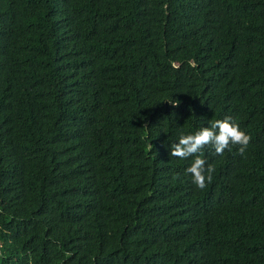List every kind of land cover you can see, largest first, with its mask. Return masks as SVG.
Instances as JSON below:
<instances>
[{"label": "trees", "instance_id": "trees-1", "mask_svg": "<svg viewBox=\"0 0 264 264\" xmlns=\"http://www.w3.org/2000/svg\"><path fill=\"white\" fill-rule=\"evenodd\" d=\"M0 264H264V0H0Z\"/></svg>", "mask_w": 264, "mask_h": 264}, {"label": "clouds", "instance_id": "clouds-1", "mask_svg": "<svg viewBox=\"0 0 264 264\" xmlns=\"http://www.w3.org/2000/svg\"><path fill=\"white\" fill-rule=\"evenodd\" d=\"M171 104L178 105V103ZM250 141L251 137L240 129L239 124L232 117L226 116L223 119L210 121L208 126L201 127L193 133H181L178 142L171 144L169 156L181 160L193 157L185 172L190 175L195 187L203 190L211 183L216 171L212 164H207L202 158L203 151L210 148L214 155L223 156L226 150L231 152L235 147L236 154L243 157ZM176 178L179 179V176L177 175Z\"/></svg>", "mask_w": 264, "mask_h": 264}]
</instances>
